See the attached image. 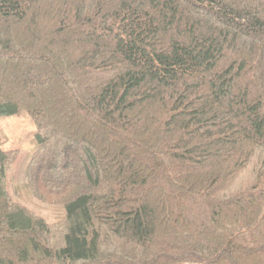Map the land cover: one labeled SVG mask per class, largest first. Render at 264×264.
<instances>
[{
  "label": "trees",
  "instance_id": "1",
  "mask_svg": "<svg viewBox=\"0 0 264 264\" xmlns=\"http://www.w3.org/2000/svg\"><path fill=\"white\" fill-rule=\"evenodd\" d=\"M0 264H264V0H0Z\"/></svg>",
  "mask_w": 264,
  "mask_h": 264
},
{
  "label": "rangeland",
  "instance_id": "2",
  "mask_svg": "<svg viewBox=\"0 0 264 264\" xmlns=\"http://www.w3.org/2000/svg\"><path fill=\"white\" fill-rule=\"evenodd\" d=\"M33 131L34 126L26 114L0 118V144L4 149L17 153V160L9 174L11 183L20 180L34 149Z\"/></svg>",
  "mask_w": 264,
  "mask_h": 264
}]
</instances>
